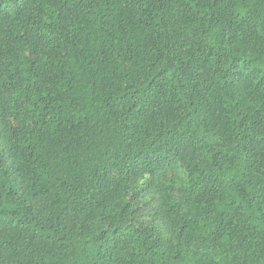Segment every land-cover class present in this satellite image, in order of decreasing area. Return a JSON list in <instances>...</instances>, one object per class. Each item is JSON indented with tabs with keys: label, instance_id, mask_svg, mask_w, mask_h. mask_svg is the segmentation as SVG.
I'll list each match as a JSON object with an SVG mask.
<instances>
[{
	"label": "trees",
	"instance_id": "obj_1",
	"mask_svg": "<svg viewBox=\"0 0 264 264\" xmlns=\"http://www.w3.org/2000/svg\"><path fill=\"white\" fill-rule=\"evenodd\" d=\"M0 264H264V0H0Z\"/></svg>",
	"mask_w": 264,
	"mask_h": 264
},
{
	"label": "rangeland",
	"instance_id": "obj_2",
	"mask_svg": "<svg viewBox=\"0 0 264 264\" xmlns=\"http://www.w3.org/2000/svg\"><path fill=\"white\" fill-rule=\"evenodd\" d=\"M140 184V183H138ZM178 184L174 185L177 188ZM158 206V196L154 192H148L143 194L139 199V205L135 209V219L133 224L136 226H154L161 230V226L154 220V210ZM163 233V229L161 230Z\"/></svg>",
	"mask_w": 264,
	"mask_h": 264
}]
</instances>
